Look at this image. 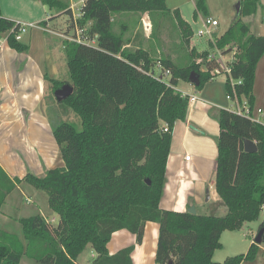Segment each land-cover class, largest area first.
<instances>
[{
  "label": "trees",
  "instance_id": "16d2710c",
  "mask_svg": "<svg viewBox=\"0 0 264 264\" xmlns=\"http://www.w3.org/2000/svg\"><path fill=\"white\" fill-rule=\"evenodd\" d=\"M33 1L59 15L72 16L69 1ZM239 4L236 20L222 35L214 36V48L221 55L233 52L228 65L230 78L240 81L235 85L236 94L246 97L252 108L256 68L264 56V36L251 34L244 19L264 10V6L261 0H240ZM155 12H168L166 0H84L72 27L85 30L83 39L94 44L63 42L69 82L44 76L51 84L55 116L49 117V122L64 168L48 170L43 177L27 172L14 181L0 168V211L6 196L16 185L25 183L46 194L48 207L59 221L52 227L39 215L20 218L22 239L0 232V264H20L23 258L36 264H77L88 245L96 254L91 264H132L134 245L109 255L107 244L120 230L133 234L135 243L141 244L147 222L159 225L155 264L255 261L259 245H264V232L261 243H251L245 254L222 263L214 262L213 255L221 248L223 232L239 231L262 213L264 125L228 110L218 112L214 188L226 208L224 216L178 213L159 207L173 128L185 121L189 108L188 97L182 96L177 86L180 81L191 84L189 76L194 73L199 83L191 85L201 91L216 77L211 72L222 70L216 60L204 61L202 69L195 60H206L209 53L193 48L185 67L167 57L155 60L156 52L150 49ZM198 12L208 14L205 0H195L194 18ZM129 13L149 15L153 30L147 41L138 33L133 39L127 37L125 23L116 26L118 19ZM173 16L180 37L189 45L193 36L190 25L179 10H174ZM18 26L0 12V34L8 33V46L17 53L27 52L28 46L15 40ZM157 62L170 72L168 77L156 71ZM66 84L72 87V93L57 102L54 92ZM224 89L225 94H231L229 76H225ZM74 115L80 131L73 123L62 121L63 116H72L74 120H69L75 122ZM244 140L254 142L257 152L245 153ZM261 229L264 220L258 231Z\"/></svg>",
  "mask_w": 264,
  "mask_h": 264
},
{
  "label": "crops",
  "instance_id": "0c3cea01",
  "mask_svg": "<svg viewBox=\"0 0 264 264\" xmlns=\"http://www.w3.org/2000/svg\"><path fill=\"white\" fill-rule=\"evenodd\" d=\"M261 4L264 6V0H261ZM70 8L71 17L59 15L33 0H0V12L4 19L31 26L20 41L28 46L27 52L17 53L8 46V33L0 34V168L11 181L22 179L27 172L43 177L48 170L64 168L49 122V117L55 116L54 106L50 102L51 84L45 81L44 76L67 82L62 79V71L66 65L62 41L50 32L64 33L73 28L72 24L76 21L79 10L75 14L72 5ZM244 20L249 23L251 34L264 36L260 34V30H264V10L259 9L254 16ZM41 23H46L45 27ZM136 34L137 32L132 33L131 38ZM231 53L230 62L233 59V52ZM218 76L220 75L209 81L201 91H196L187 83L182 88L179 84L177 86L180 91L195 96L198 100L189 105L185 121L177 123L173 128L165 184L159 203L161 210L183 213L194 208L197 214L205 215L208 206H211L218 213L216 215L226 214V208L215 192L214 175L220 133L217 115L220 110L230 111L231 107L226 102L225 80L216 84ZM262 94L264 95V56L257 65L253 89L254 106L264 113ZM46 99L49 104H46ZM26 193L32 197L27 203L35 206L36 213L33 216L39 215L56 226L59 218L49 209L47 197L25 183L16 185L6 196L2 207L7 211L3 213L1 207L0 224L6 227L11 222L6 217L8 213L22 211L19 197ZM20 218L22 217L15 220L18 222ZM158 232L157 223L147 222L143 240L141 244H136L133 234L126 230L117 231L107 244V252L114 255L134 245L132 264H155ZM16 236L22 239L21 233ZM253 242L254 240L251 243ZM258 252L261 258L256 260H264V245H259ZM95 258V252L88 245L76 263L91 264Z\"/></svg>",
  "mask_w": 264,
  "mask_h": 264
},
{
  "label": "rangeland",
  "instance_id": "374dc122",
  "mask_svg": "<svg viewBox=\"0 0 264 264\" xmlns=\"http://www.w3.org/2000/svg\"><path fill=\"white\" fill-rule=\"evenodd\" d=\"M65 1H69V4L72 5L73 12L77 14L78 10H80L81 8L80 1L83 0H65ZM239 2L240 0H205V5L208 14L204 15L202 12H198L196 18H194L195 0H166V7L168 9V12L164 13L163 15L160 14L159 12H155L152 15V19L155 23V27H154L155 30H154V37L150 42L151 48L150 47L149 48L155 50L156 52L155 60H158L160 57L163 58L167 57L170 58L176 65L180 67H185L189 64L190 61L189 52L193 48L199 53H203L204 51H207L210 55H213L216 61L220 62L221 67L223 69H226L227 65H229L230 60L232 58V53L222 56L214 48V38L209 39L206 37H198L197 32L203 28L204 20L207 17H211L218 22V27L216 29L214 36L222 35L228 29L230 24L234 22V20H236L237 18L236 5ZM176 9L179 10V13L181 14L183 20H185L190 25L193 31V36L190 39L189 45H186L183 42L182 38L180 37L179 30L177 28L173 16V11ZM125 17L128 18L126 19ZM144 21L149 22L151 25V30L150 33L148 34V37L146 36V32H144V26H143ZM124 23L127 25V29H128V33L126 35L127 37H130L132 33L137 32L141 36V38H143V40L145 41H147L150 38L153 30V24L148 14L146 13L126 14L122 16V18L118 19V23L116 24V26ZM66 33H70L71 35H73L75 31L72 29L66 30ZM260 34L264 35V30L262 31L260 30ZM144 44L147 45V42ZM62 72L64 73L62 79L69 82L70 80L66 65L63 68ZM224 80H225V74L223 73L217 77L216 84L223 82ZM184 83L185 82L183 81L179 82L181 88L184 87ZM259 93L261 92L259 91ZM263 96L264 95L262 94V97ZM51 101L52 100L50 98V102ZM48 102L49 101L46 99V104H49ZM226 102L228 104L227 106L229 108L231 107L230 108L231 111L234 110V104L231 101H226ZM262 106L264 110V102ZM69 119L74 120L72 116H69L68 119L66 116H63L62 121L73 123L76 126L77 130L80 131L81 126L79 119L76 116H75L76 119L75 122ZM262 120H264V113L262 116ZM40 193H42L44 197H47L44 192L40 191ZM31 198L32 197L27 193L24 194V196L19 197L20 208L22 211L19 213L17 211L15 212L12 211L11 213H8V216L6 217H8L11 220V222L6 227H3L2 224H0V232H6L14 235L15 234L18 235L21 233V227L15 219L18 217L27 218L29 216H33L36 213L35 206L27 203V200H31ZM6 211L7 210L3 206L2 212L6 213ZM216 214L218 213H215L214 209L211 206H208L207 210L205 211V215L218 216ZM49 216H51V214H49ZM263 220H264V213H261L260 217L256 221L244 224L239 231L223 232L220 239L221 248L215 251L213 255V261L217 263H222L227 258L237 256L240 254H245L249 246L251 245V242L254 240L256 234L258 233L259 227ZM54 225L55 223L52 225V227H54ZM88 256L89 254H87V257ZM258 257L261 258V254H259V252L256 258ZM20 264H36V263L34 261L28 260L27 258H23ZM245 264H264V260L246 262Z\"/></svg>",
  "mask_w": 264,
  "mask_h": 264
},
{
  "label": "built area",
  "instance_id": "2783aa9c",
  "mask_svg": "<svg viewBox=\"0 0 264 264\" xmlns=\"http://www.w3.org/2000/svg\"><path fill=\"white\" fill-rule=\"evenodd\" d=\"M83 2L84 1L80 2L81 6H82ZM79 13H80V10H79ZM79 16H80V14L77 16V19L79 18ZM17 24H19V23H17ZM143 26H144V32H146V36L148 37V34L150 33V30H151V25L149 22L144 21ZM29 27H31V26L19 24L18 32L14 35L15 40L20 42L22 39V35L27 32ZM217 27H218V22L211 17H207L204 20L203 28L197 32V36L213 39ZM72 30L75 31V33L73 35H71L70 33H66V31L64 33H55V32H50V33L52 35H54L55 37H57L58 39H60L62 41V44H63V42H75L78 44L92 45V42H87V41H85V39H83L82 35H83L85 30H81L77 26L73 27ZM12 31H13V29L11 30V32ZM0 45H1V39H0ZM210 60H216V59L213 57V55L209 54V56L207 57L206 60L204 58L198 59V61L196 60V63L203 66L204 61H210ZM217 63L221 67L220 62L217 61ZM202 69H204V66L202 67ZM221 70H222L221 72H219L218 70H215V71L211 72V75L217 76V75H221L224 73L225 76H229L231 94H226V100L231 101L234 104V110H232V111L230 110V112H232L238 116L247 118L254 123L264 125V120H262V116H263L262 109L256 108L255 106L251 108V106L248 102V99L246 97L243 96V97L239 98L238 95L236 94L235 85L240 84V81H235V80L230 78V69H229L228 65H227L226 69H223L221 67ZM156 71L162 73L166 77H168L170 75V72L168 70L163 69L160 62L156 63ZM157 75L158 74L155 73L154 77L159 78ZM181 94H182V96L188 97L189 105L194 104L198 100L195 96H189L183 91H181ZM164 131L166 132L167 128H165ZM186 159H188V158H186ZM261 212L264 213V206L262 207Z\"/></svg>",
  "mask_w": 264,
  "mask_h": 264
},
{
  "label": "water",
  "instance_id": "95a60500",
  "mask_svg": "<svg viewBox=\"0 0 264 264\" xmlns=\"http://www.w3.org/2000/svg\"><path fill=\"white\" fill-rule=\"evenodd\" d=\"M239 9H240V4L238 3L236 5L237 14L239 13ZM189 82L192 85H195V86L198 85L199 81H198L197 76L194 73L190 74ZM71 93H72V87L70 85L66 84L54 92V98L57 102H61L62 100L66 99ZM243 147H244L245 153H256L257 152V147H256L255 143L252 141L244 140ZM188 212L191 214H196L194 208H189ZM263 232H264V229H261L260 231H258V233L256 234V236L254 238V243H256V244L261 243V237H262Z\"/></svg>",
  "mask_w": 264,
  "mask_h": 264
}]
</instances>
